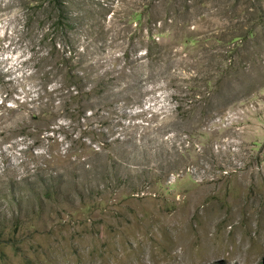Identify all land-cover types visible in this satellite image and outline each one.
Returning <instances> with one entry per match:
<instances>
[{
    "label": "rangeland",
    "instance_id": "rangeland-1",
    "mask_svg": "<svg viewBox=\"0 0 264 264\" xmlns=\"http://www.w3.org/2000/svg\"><path fill=\"white\" fill-rule=\"evenodd\" d=\"M59 1L0 0V264H264V0Z\"/></svg>",
    "mask_w": 264,
    "mask_h": 264
},
{
    "label": "trees",
    "instance_id": "trees-1",
    "mask_svg": "<svg viewBox=\"0 0 264 264\" xmlns=\"http://www.w3.org/2000/svg\"><path fill=\"white\" fill-rule=\"evenodd\" d=\"M52 3L54 5V9H60L61 8V2L59 0H52ZM262 11V10H261ZM262 15L260 14L259 15V21H257L256 25L257 26H262L264 27V19L261 17ZM64 15L62 14V11H58L56 15H54V23H52V28H54L55 30H57L58 28H61L62 26H65V22H67V20H64ZM52 33H49V35H51ZM227 36L229 37H225V36H220V37H217L216 38V41L218 42H224V43H228V44H232L233 46L232 47V50L229 49L227 52H230L231 56L235 57L239 54V48L243 45V43L245 44V42L250 39L252 37V32L250 30H247L245 33L243 34H238V35H231V34H227ZM144 53L149 56L151 54V50L150 49H146L144 51ZM234 69V61L230 59V62L228 63L227 65V69L223 72L222 71V75L224 73H228L227 71H230ZM74 94H73V97L75 98L76 96L78 97H81V92L83 94L88 95L90 97L91 95V92L92 91H83V89H81V87H75L74 86ZM98 141V146L100 147V151L102 152H95L96 155H101L103 154V151L104 152H107L105 153V156H106V159H107V162H104L105 161V158L103 159V162L100 163L99 167H104V171L101 170V168L99 170H97V173H101L103 174L102 176H110L112 177V172H113V169H110V165L108 163V161H111V163H114L117 161V158H119V152L115 153V149H116V145L119 144L120 142V139H108L106 137H104L102 134H100L99 138L97 139ZM121 143V142H120ZM101 184L98 188L100 189L101 192H104L106 190H108V185L107 184H102V183H99ZM81 185L83 186V183H81ZM51 188V185L50 187ZM72 188H77L75 186L72 185ZM117 188H119V186H114V187H111V191H115ZM54 193V191L48 189L45 193H44V197L47 198L48 196L52 195Z\"/></svg>",
    "mask_w": 264,
    "mask_h": 264
}]
</instances>
